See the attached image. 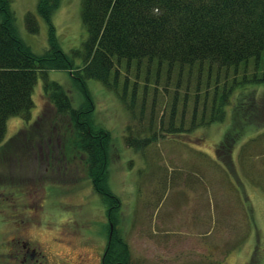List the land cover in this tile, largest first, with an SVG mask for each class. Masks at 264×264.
Returning a JSON list of instances; mask_svg holds the SVG:
<instances>
[{"label":"rangeland","instance_id":"374dc122","mask_svg":"<svg viewBox=\"0 0 264 264\" xmlns=\"http://www.w3.org/2000/svg\"><path fill=\"white\" fill-rule=\"evenodd\" d=\"M37 2L12 0L11 7L20 37L41 53L48 27ZM27 12L37 15V33L26 30ZM80 12L81 0H60L54 11L64 51L86 37ZM49 78L69 90L75 108L84 102L66 71ZM87 85L93 121L110 132L108 182L121 201L116 225L130 264H264V83L234 88L222 121L159 135L141 149L125 141L139 118L99 81ZM33 100L29 122L10 117L0 143V264H24L23 243L33 253L29 264H103L112 232L87 155L72 144L71 122L45 99L40 78ZM144 117L147 123L148 111Z\"/></svg>","mask_w":264,"mask_h":264},{"label":"trees","instance_id":"16d2710c","mask_svg":"<svg viewBox=\"0 0 264 264\" xmlns=\"http://www.w3.org/2000/svg\"><path fill=\"white\" fill-rule=\"evenodd\" d=\"M11 2L0 0V143L10 117L31 119L40 78L45 99L57 114L68 116L72 144L86 153L93 189L107 205L112 233L103 264H130L128 245L116 225L121 201L108 182L110 132L93 121L88 80L114 92L139 118L126 127V144L134 149L159 135L222 121L234 88L264 83V0H81L86 37L68 52L52 22L60 0H38L36 13L48 27V47L41 53L20 37ZM37 15L25 14L30 33L38 32ZM53 70L71 76L84 97L79 107L72 105L62 83L49 78ZM147 111L149 120L142 122Z\"/></svg>","mask_w":264,"mask_h":264},{"label":"flooded vegetation","instance_id":"af4514ba","mask_svg":"<svg viewBox=\"0 0 264 264\" xmlns=\"http://www.w3.org/2000/svg\"><path fill=\"white\" fill-rule=\"evenodd\" d=\"M21 246L22 247L20 249V253L22 254L24 264H29L30 261L27 262V257L29 256L30 258H32L33 257L32 254L33 253L32 252H29L28 246L25 243H23Z\"/></svg>","mask_w":264,"mask_h":264}]
</instances>
